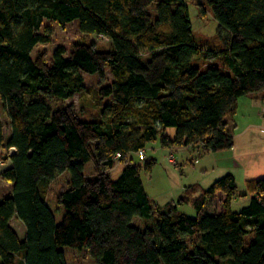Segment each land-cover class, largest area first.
Wrapping results in <instances>:
<instances>
[{
	"label": "trees",
	"instance_id": "1",
	"mask_svg": "<svg viewBox=\"0 0 264 264\" xmlns=\"http://www.w3.org/2000/svg\"><path fill=\"white\" fill-rule=\"evenodd\" d=\"M202 2L227 34L215 49L196 41L183 0H0L9 128L5 138L0 121V147L13 149L0 171L12 186L0 198V264H264V176L245 182L239 210L231 174L186 186L158 208L139 175L155 160L130 158L157 140L228 150L226 117L238 98L264 91V0ZM45 21L58 25L59 42ZM73 22L78 35L104 37L108 47L76 40L65 28ZM104 69L112 81L98 93L108 101L81 120L67 102L85 91L82 74L103 78ZM115 158L123 165L112 180L105 171ZM88 162L93 179L83 175ZM60 183L67 188L48 198ZM217 192L219 210L209 207ZM189 203L195 217L177 211Z\"/></svg>",
	"mask_w": 264,
	"mask_h": 264
},
{
	"label": "rangeland",
	"instance_id": "2",
	"mask_svg": "<svg viewBox=\"0 0 264 264\" xmlns=\"http://www.w3.org/2000/svg\"><path fill=\"white\" fill-rule=\"evenodd\" d=\"M186 4L188 16L191 22L192 33L201 47L209 46V48H218L222 46L223 41L227 38V34L219 28L216 21L214 20L210 10L205 6L202 0H183ZM200 9L204 12L200 13ZM70 32H73L76 40H81L85 42H94L99 48H107L108 41L104 37L96 36H81L77 34V25L75 22L66 25L65 27ZM43 30H48L51 36L56 42L61 40V30L58 25L53 22L45 21L42 26ZM112 81V77L107 69H104V77L100 78L97 75L82 74V83L84 85L85 91L79 95L73 96L68 100L67 104L72 107V111L81 119L87 120L95 118L101 106L105 105L108 101L99 96V90L105 85ZM258 93V92H257ZM250 98L248 96H243L237 99L236 109L233 115H228L226 121L235 141L236 150L243 149L246 151V147L242 144L243 138L240 132L243 130L247 122L251 121V114H255L256 108L251 109L249 106ZM262 106V107H261ZM261 113L263 112L264 106L260 105ZM260 113V115H261ZM263 115V113H262ZM255 116V115H254ZM261 120V118H260ZM262 120L263 116H262ZM0 121L2 123L4 137H8V119L3 111L2 103L0 101ZM170 135L174 134L173 129H168ZM263 130H261L262 132ZM241 141L239 142V140ZM188 148L181 153L178 147L162 148L160 146L159 140L149 143L143 149L144 160L138 158V154H131L130 158L134 162L143 164V161L153 158L155 164L152 166L149 172L141 170L139 172L144 191L148 195V198L152 204L158 206L164 205L169 200H174L179 196L178 189L181 187H186L193 184H198L204 188H207L214 180L222 177L218 173L212 170L208 171L206 174L202 171V168L207 165V168L215 163V158L212 157L213 153H202L200 149L194 146H187ZM261 151L263 149H260ZM226 151V150H223ZM10 150L0 147V171L8 165V155ZM250 152V151H249ZM252 153V151L250 152ZM249 156V153L247 154ZM251 160H244V165H249L252 160L259 159L260 153L259 149L255 150L251 154ZM169 160H172L170 163ZM122 162L117 158L114 159V165L111 169L105 171L112 180L117 179L122 170ZM260 165V164H259ZM254 169L245 172L246 176L235 173V183H236V202L233 205L234 210H239L241 207V200L243 194L246 193L245 190V180L252 178H260L264 176V169L256 171ZM246 170V169H245ZM229 174V173H227ZM83 175L86 179L95 178L94 164L88 162L84 164ZM11 184L0 177V198L7 196L11 192ZM67 188L66 183L60 184H50L46 195L50 199H55ZM182 188V189H183ZM182 192V191H181ZM181 194V193H180ZM222 193L217 192L215 196L209 201V207H217L220 204V197ZM178 213H182L188 217H195L196 212L192 205L184 204L177 208ZM134 224H138V220H133ZM11 227L15 230L18 237H23V226L19 221L12 220L10 222ZM193 239V238H192ZM191 239V240H192ZM193 239L192 241H194ZM249 239L246 238V243ZM83 264H95L94 261L87 257Z\"/></svg>",
	"mask_w": 264,
	"mask_h": 264
},
{
	"label": "crops",
	"instance_id": "3",
	"mask_svg": "<svg viewBox=\"0 0 264 264\" xmlns=\"http://www.w3.org/2000/svg\"><path fill=\"white\" fill-rule=\"evenodd\" d=\"M246 96H248L250 98V102H249L250 108L254 109V110L256 108L255 114H251V116H250L252 120L247 122L246 124H244L245 126L243 127V130L240 132L241 137L243 138L242 144L245 145L246 151L243 149H240V150L234 149L235 148V144H234L235 141H233L232 148H230L226 151H223V150L217 151V152H214L212 154V157L215 158V163L211 167L209 166L207 168V165L205 167H203L202 171L204 172V174H206L208 171L212 170V174H213V172L218 173L220 175L229 173L235 179V175H236L235 173H238L239 175H240V173H242L243 176H246L245 172H248V171L254 169L255 167L259 168V169L256 168L255 169L256 171L264 169V121L262 120V113L260 110L262 106L259 108L260 111H258V107L260 105L264 106V91L249 94ZM236 104H237V101H236ZM235 109H236V107H235ZM260 113H261V115H260ZM260 118H261V120H260ZM261 130H263V131L261 132ZM240 141H241V139L239 140V142ZM178 148L180 149L179 151L181 153H183L184 151H182V150H186L188 147H178ZM257 149H259V153H260L259 159L252 160L249 165L245 166L244 160H251V157H252L251 154H253L254 151ZM260 149H263V150L261 151ZM249 151L250 152L252 151V153H250ZM248 153H249V156L247 155ZM252 179H255V178H252ZM247 180H250V179H246L245 182ZM200 187L204 188L202 186H200ZM182 188L183 187H181V189H178L179 190L178 195H180ZM248 198H249V196H246V197L243 196V198L241 200L242 201L241 206H243L247 203ZM176 199H175V201H176ZM222 199H223V195H222V197H220V201ZM236 200H237V198L235 197L233 199V202H232V207L235 204ZM175 201L171 199V200H169V202H166L164 205H161V206H158V205L152 204V203L151 204L153 206L158 207V208H164L166 206V204L174 203ZM177 208H178V206H177ZM219 209H220V206H218V210Z\"/></svg>",
	"mask_w": 264,
	"mask_h": 264
},
{
	"label": "built area",
	"instance_id": "4",
	"mask_svg": "<svg viewBox=\"0 0 264 264\" xmlns=\"http://www.w3.org/2000/svg\"><path fill=\"white\" fill-rule=\"evenodd\" d=\"M263 119H264V109H263ZM13 151V149H10V152L9 153H11ZM137 154H138V158L140 159V160H144V154H143V150H140L139 152H137ZM169 162L171 163L172 162V160H169Z\"/></svg>",
	"mask_w": 264,
	"mask_h": 264
}]
</instances>
